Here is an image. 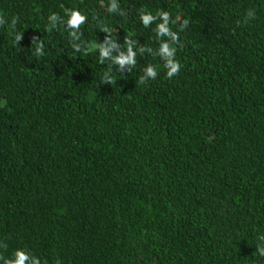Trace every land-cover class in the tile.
I'll list each match as a JSON object with an SVG mask.
<instances>
[{
  "label": "trees",
  "instance_id": "1",
  "mask_svg": "<svg viewBox=\"0 0 264 264\" xmlns=\"http://www.w3.org/2000/svg\"><path fill=\"white\" fill-rule=\"evenodd\" d=\"M108 3L0 0V256L264 264V0H117L123 15ZM65 9L87 17V51H73L62 25L45 30ZM141 9L169 13L180 71L168 79L157 57L138 55L104 84L98 25L121 50L126 38L155 49ZM33 39L44 55H32ZM148 64L156 79L137 83Z\"/></svg>",
  "mask_w": 264,
  "mask_h": 264
},
{
  "label": "clouds",
  "instance_id": "2",
  "mask_svg": "<svg viewBox=\"0 0 264 264\" xmlns=\"http://www.w3.org/2000/svg\"><path fill=\"white\" fill-rule=\"evenodd\" d=\"M106 11L108 13H117L123 15L122 11L118 9L117 0H109ZM87 17L81 14L80 11L73 9H65L63 17L58 16L56 13H51L48 15V25L46 31H52L57 27L58 24L62 25L67 31L70 41L71 48L74 52L87 51L88 46L80 40V25L84 24ZM255 19V11L247 10L244 14V23H248L250 20ZM138 21L140 25L144 28H149L150 25H154L151 31L154 34L157 47L155 49L151 47H145L143 44L137 46V41L131 38H126L123 40L124 45L123 50H121V44H117L116 38L113 37L112 31L104 26L98 25V30L105 35V39L101 43L94 42L91 47L97 52V62L98 64L104 65L105 61H108V70L104 74V84L112 85L117 79V73L123 74L124 72L129 73L137 64L136 57L138 55L143 56L144 54H149L151 56L157 57L159 59L161 67L164 69V75L166 78L171 79L176 75L181 68L180 63L176 60V51L178 44V34L173 32L170 27V15L167 11L157 10L154 14L152 12L146 11L144 9L138 12ZM16 18L12 17L8 23L9 26L15 32L14 44L20 40L22 32L16 31ZM189 21L184 19L179 25L178 31H183L184 28L188 26ZM5 24L4 19H0V26ZM80 41L79 43H76ZM34 50L32 55L42 56L43 52V42L40 40L33 39ZM82 45L84 46L82 49ZM115 53V55H113ZM113 66H115V72H113ZM113 75L116 79L113 80ZM158 75L157 68L152 64H148L143 67L142 74L138 76L137 83L144 84L148 80H155ZM5 101H0V106H3ZM258 243L255 245V253L257 256L264 258V234L257 236ZM5 247L4 244L0 243V248ZM0 264H46L34 254L29 253L25 249L14 250L9 257L0 256Z\"/></svg>",
  "mask_w": 264,
  "mask_h": 264
}]
</instances>
